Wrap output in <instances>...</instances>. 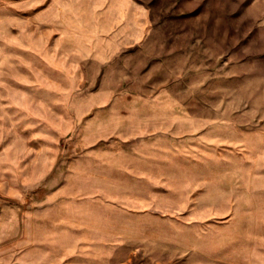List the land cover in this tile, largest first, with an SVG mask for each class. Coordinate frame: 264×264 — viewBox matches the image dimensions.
<instances>
[{
  "label": "rangeland",
  "instance_id": "1",
  "mask_svg": "<svg viewBox=\"0 0 264 264\" xmlns=\"http://www.w3.org/2000/svg\"><path fill=\"white\" fill-rule=\"evenodd\" d=\"M89 43L108 59L89 63ZM89 102L109 124L157 119L158 142L173 127V149L158 151L155 202L122 182L106 191L136 215L107 206L88 233L55 200L87 149ZM60 255L264 264V0H0V264Z\"/></svg>",
  "mask_w": 264,
  "mask_h": 264
},
{
  "label": "crops",
  "instance_id": "2",
  "mask_svg": "<svg viewBox=\"0 0 264 264\" xmlns=\"http://www.w3.org/2000/svg\"><path fill=\"white\" fill-rule=\"evenodd\" d=\"M99 52V57H96L94 48L89 43V63L95 58H99L102 62L108 59V49L102 48L101 50L99 49ZM98 106L89 102V121L86 124V134H88L86 140H89L87 149L85 154L76 160L71 179L64 182L60 187V196L56 199L57 201L55 200V203L58 202L59 208L56 209H58V215L61 216L60 220L69 221L70 223H72L71 221L88 222V233L89 221L109 219V213L103 212V209L108 210L107 206L122 205V209L124 211L127 210L128 215H136V210L139 207L135 206V204L138 201L132 198L133 200L128 202L106 191L124 187L122 182L125 183V187L128 189L149 190L148 195L143 196H148L150 204L153 200L155 202L154 197H156V192L160 188L157 164L158 151L159 149H169L170 151L173 149L172 143L168 144L167 140L173 131V127H169V130L167 127L164 129L169 133L163 134L166 142H163L165 140L158 142L157 127H155L157 119L147 115L137 121L133 120L132 123L127 125L120 123L109 124L96 117L93 113V110L98 108ZM115 142L118 143L115 145ZM110 156L129 158V160L124 164L104 160ZM75 179L82 180L76 181ZM67 189H71L73 192L69 191L67 193ZM82 189L85 190L84 194L87 197L85 202L78 200ZM95 205L98 207L96 208L98 211L96 213ZM102 205H105L106 208H103ZM62 251H69L68 253L79 252L76 245L71 248H64V250L59 252L62 253ZM80 252L89 254V244L85 251ZM62 259L63 257L60 255L57 259L59 261H47L46 264H63ZM69 259L73 260L72 256ZM86 259L89 260V255H87ZM70 264L79 263L75 261L73 263L70 262Z\"/></svg>",
  "mask_w": 264,
  "mask_h": 264
}]
</instances>
